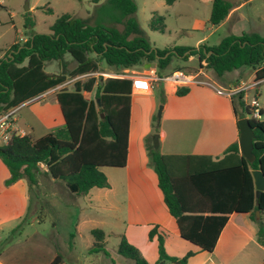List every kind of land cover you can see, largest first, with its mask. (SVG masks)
<instances>
[{
  "label": "trees",
  "instance_id": "obj_1",
  "mask_svg": "<svg viewBox=\"0 0 264 264\" xmlns=\"http://www.w3.org/2000/svg\"><path fill=\"white\" fill-rule=\"evenodd\" d=\"M176 1L165 0V4L170 7ZM233 7L229 0H212L209 24L223 23ZM96 12L92 24L90 20L64 15L50 27L49 34H35L22 46L14 44L6 53L10 58L5 55L0 59V117L9 109L62 86L56 100L64 123L36 140L13 136L7 145L0 146V161L9 172L5 187L25 180L31 190L44 174L63 182L71 194L86 195L94 188H109L100 168L126 166L131 81L91 76L81 83L78 78L97 73L99 62L116 71L156 62V67L164 70L172 55L164 58L170 51L167 48L150 50L135 19L133 0H106ZM162 22L161 18H153L151 29L163 32ZM173 51L185 62L190 57L197 59L198 66L204 61L216 78L249 67L257 86L264 80V36L257 33L228 35L214 46L201 44L197 48H174ZM65 56L74 64L69 73L73 80L71 90L64 88ZM49 62H57L61 72L46 73L44 67ZM93 91V100H87L85 94ZM188 93V87L175 91L177 97ZM234 100H230L233 114L242 119L244 115H238L236 104L245 113L248 109L244 108L241 95L237 96L236 104ZM260 115L262 118L264 112ZM249 123L255 134L252 163L239 153L236 143L226 148L221 159L203 155L163 156L152 146L148 150L163 204L174 219L180 238L202 251H213L231 214L247 215L257 227L258 244L264 247V192L255 198L251 175L256 170L264 174V119H249ZM41 166L46 170L44 173ZM256 212H259L258 218ZM91 235L96 242L90 252L106 255L103 231L95 229ZM148 239L157 243L155 264H185L193 255L188 252L179 259L167 256L157 226L151 228ZM118 253L134 264H147L124 237ZM60 262L56 257L51 264Z\"/></svg>",
  "mask_w": 264,
  "mask_h": 264
},
{
  "label": "rangeland",
  "instance_id": "obj_2",
  "mask_svg": "<svg viewBox=\"0 0 264 264\" xmlns=\"http://www.w3.org/2000/svg\"><path fill=\"white\" fill-rule=\"evenodd\" d=\"M133 1L136 5L135 19L150 50L155 52L167 48L170 51H167L164 58L172 55L164 70H159L156 62L153 63L159 78L176 70L188 74L196 71L197 59L185 62L174 55V48H196V42L201 38H205L204 45L214 46L222 36L230 32L228 26L215 30L216 26L209 24L212 0H177L170 7L165 4V0ZM105 2L106 0H97V3L93 0H0V59H4L14 44L22 46L35 34H49L50 27L64 15L90 20L92 24L91 20L96 17L98 7ZM242 12L249 17L238 28L245 33L264 36V3L253 2ZM153 18L163 19V32L151 29ZM118 29L121 27L118 26ZM55 65V62L49 63L44 71L57 74L53 70ZM102 66L110 69L99 62L98 67ZM73 68L72 61L67 62V81L70 80L69 73ZM133 71L139 75H149V69L144 66L135 67ZM240 71L242 81L247 84L254 82L251 68L244 67ZM93 77L99 79V76ZM228 77L234 80L232 74L216 78L210 71H206V75L199 79L210 86L189 85V93L184 97L175 95L176 89L182 86L163 81L156 83L157 87L152 89L151 96H143V93L135 96L131 110V142L135 149L141 150L144 147L147 164L142 173L154 172L148 150L151 146L154 149L155 136L158 137V147L155 150L163 156L220 157L236 141L239 119L232 112L230 98L222 94L227 89ZM89 78L85 77L80 81L83 83ZM64 88L72 89L68 84ZM134 92L139 91L135 89ZM255 94L259 107L264 112V80L258 83L254 91L241 96L244 108H247L249 100ZM93 97L94 93L90 97L86 96L89 100H93ZM234 99L236 104L237 97ZM236 106L238 115L249 118V113H245L239 105ZM14 117L17 126L32 140L62 127L59 108L50 94L19 106ZM41 169L45 168L42 166ZM99 170L106 176L109 189H93L89 192L91 196H75L66 189L63 182L52 181L41 174L38 177L39 184L37 182L31 190L27 186L29 199L26 203L16 201L11 206L0 208V254L8 264H51L55 257L60 259L61 264H102L108 261L112 264L126 261L128 264L131 261L118 253L122 237L126 241L127 238L131 240L129 243L144 261L149 260L148 243L144 244L148 227L134 226L129 222L135 217L136 206L148 209L145 203L135 198L137 192L132 188V168L128 166L126 169ZM0 178H8V170L1 161ZM47 179L52 182H47ZM128 185L131 186L129 192ZM95 229L103 231L105 235L103 242L106 255L90 252L96 242L91 235V231ZM163 233L166 235L162 236L170 237L174 253L177 245L189 246V243L175 239L170 231ZM24 251L34 254L30 261L21 259Z\"/></svg>",
  "mask_w": 264,
  "mask_h": 264
},
{
  "label": "crops",
  "instance_id": "obj_3",
  "mask_svg": "<svg viewBox=\"0 0 264 264\" xmlns=\"http://www.w3.org/2000/svg\"><path fill=\"white\" fill-rule=\"evenodd\" d=\"M230 1V0H229ZM261 1L264 3V0H237L236 2H232L234 4V7L229 12L228 16L224 20L223 23L216 26L215 30H219L223 27H229L230 32H227L228 34H225L223 37L228 35H240L244 31H242L240 28H238V25L241 23L243 24L248 20V17L246 14H244L242 11L246 6H250L253 2ZM231 2V1H230ZM220 38V40L222 39ZM219 40V41H220ZM205 38H201L196 42L197 47L201 44H204ZM196 47V48H197ZM6 55V54H5ZM10 54H7L6 57L10 58ZM65 61L70 62L71 59L69 56H65ZM195 57H190L187 62H191ZM52 63V62H49ZM49 63H46L45 66H47ZM56 63V67L53 68L54 71H57V74L60 73V69L58 66V63ZM101 64L104 65L103 62ZM147 64H144V68L149 69V71H152L155 76H157V72L153 67L146 66ZM108 67V66H107ZM45 68V67H44ZM110 68V67H108ZM134 69V68H133ZM133 69H125V70H119L116 71L112 68L106 69L105 67H98V72L95 73L97 75H102L103 79L106 78H121V74H132L134 73ZM60 70V71H59ZM241 70V69H240ZM240 70L234 71L230 74L234 76V80L231 79V77H228L226 80L227 88L233 87L234 85H237L239 83H245L242 81ZM52 74V73H49ZM253 79H254V72H253ZM71 80L67 81L66 83H70ZM158 84V83H157ZM157 84L154 85L152 89L157 87ZM247 84V83H245ZM72 87V83L69 84ZM56 91V92H55ZM56 93L57 90H51L48 93L42 95H52V98L54 102L57 104L56 100ZM94 93L91 92L89 94H85L86 96H92ZM132 92L131 94V106H130V123H129V138H128V153H127V163L124 167L125 169L130 166L133 170L134 175V181L132 188H134V191L137 192L135 198L137 200H141L142 203H145L148 208L147 210H143L141 207L135 208V217L133 221H129L134 226H146L148 227V230L145 234L144 238V244L145 242L148 243L147 250L149 254V260L145 261L147 264H155L157 261V243L155 240H149L148 239V233L151 230L153 226H157L158 232L162 235H166L163 232L164 231H170L173 237L175 239H179L180 242L182 239L179 236V232L177 230L176 224L174 219L169 216L167 209L165 208L162 200V195L157 187V178L154 172H144L142 173V169L146 167V155L144 153V147H141V150L135 149L132 146L131 142V110H132V100L135 98V96L139 95V93ZM143 96H151L152 90L148 93H143ZM41 96V97H42ZM242 96V95H241ZM87 99V98H86ZM89 100V99H87ZM91 100V99H90ZM89 100V101H90ZM231 100V99H230ZM58 106V104H57ZM59 108V106H58ZM60 111V109H59ZM263 111V110H262ZM233 112V111H232ZM61 115V113H60ZM62 118V116H61ZM61 122V125L63 126V119ZM61 127V126H60ZM238 127V126H237ZM15 128L18 131H21L24 136H28L21 128L17 126V120L15 121ZM53 130V129H52ZM51 130V131H52ZM22 136V135H20ZM238 139H239V132L237 133V138L234 143L238 145ZM232 143V144H234ZM223 155V154H222ZM206 156V155H203ZM211 157V156H210ZM212 159H221L220 157H211ZM141 161V162H140ZM42 167V166H41ZM122 168V169H124ZM43 173L46 171L45 169H42ZM8 178H9V172H8ZM8 178H0V208H3L5 205L11 206L13 202L18 201L26 203V201L29 199L28 189L27 185L25 183V180H20L16 182L15 184L5 187L4 182ZM49 181L48 179L46 180ZM53 181V180H52ZM51 180L49 182H52ZM40 180L38 179V184ZM108 182V181H107ZM109 184V183H108ZM130 184V183H129ZM110 188V186H109ZM105 188V189H109ZM96 189V188H94ZM131 189V186H127V191L129 192ZM93 190V189H91ZM90 190V191H91ZM99 191H102L104 189H97ZM89 191V192H90ZM89 192L84 195L88 196ZM91 196V195H89ZM146 213V214H145ZM146 215V216H145ZM257 227L256 225L249 219L247 215H241V214H231L228 217L227 223L225 224L224 228L222 229L219 238L217 240V243L213 249L212 252L202 251L198 249L197 247L193 246L189 242V246L187 247H180L179 245L176 246V253H174V248L170 243V237L163 236L164 239V249L165 253L169 257L174 258H182L185 256L188 252H192L193 255L187 259L185 264H264V247L258 244L257 242ZM126 235V233H125ZM127 242L131 243V240L127 238ZM184 241V240H183ZM186 242V241H185ZM129 243V244H130ZM131 245V244H130ZM133 246V245H131ZM134 247V246H133ZM135 248V247H134ZM34 254H31L29 251H24L21 259H25L26 261L31 260V256ZM56 258V257H55ZM54 258V259H55ZM50 262V260H49ZM126 261H121V264H127ZM132 262V261H131ZM128 264H133V263ZM0 264H8V262L4 259L3 255L0 254ZM61 264V262L59 263ZM102 264H112L111 262L102 263ZM165 264H177V263H165Z\"/></svg>",
  "mask_w": 264,
  "mask_h": 264
},
{
  "label": "built area",
  "instance_id": "obj_4",
  "mask_svg": "<svg viewBox=\"0 0 264 264\" xmlns=\"http://www.w3.org/2000/svg\"><path fill=\"white\" fill-rule=\"evenodd\" d=\"M206 71H209L206 68V64L202 61L199 66L197 67L196 71L193 74H188L182 71H173L170 75H167L163 78H159L155 76L152 71H149V75H139L136 73L132 74H121V78L119 79H127L131 81L132 92L137 89L139 92L135 93H148L154 87V84L159 83V81L167 82L170 84H175L182 87H187L189 85H207L210 86L209 83L201 81L199 78L206 75ZM91 76H99L97 74H88L79 77L78 79H82L85 77ZM102 76V75H100ZM73 82L71 80L70 83H66L65 85H69ZM62 86L57 87L54 90H59ZM257 87V83L253 82L251 84L239 83L234 85L233 87H229L223 90V93L226 97L232 99L239 95H243L249 91H254ZM257 94H255L248 102L247 108L249 113V118L252 120H259L261 119V111L262 109L259 107ZM19 107H15L9 109L0 117V146L7 145L13 136L22 137L24 136L21 131H18L15 128V117L17 110ZM22 135V136H20Z\"/></svg>",
  "mask_w": 264,
  "mask_h": 264
},
{
  "label": "water",
  "instance_id": "obj_5",
  "mask_svg": "<svg viewBox=\"0 0 264 264\" xmlns=\"http://www.w3.org/2000/svg\"><path fill=\"white\" fill-rule=\"evenodd\" d=\"M150 68L154 66L153 63L147 64ZM146 69V68H145ZM96 105H99V102H96ZM160 113V112H159ZM158 113V117H159ZM103 118V115L100 116ZM238 132H239V139H238V149L239 153L248 161L252 163L254 161L253 155V141L255 138L254 130L252 129L249 119L244 117L239 119L237 122ZM153 147L157 149L158 147V137L155 136L153 138ZM253 183H254V190H255V198L257 199L262 192H264V174L261 170H256L251 172ZM255 216L259 217V212L255 213Z\"/></svg>",
  "mask_w": 264,
  "mask_h": 264
}]
</instances>
